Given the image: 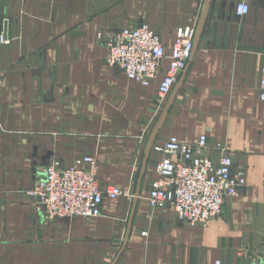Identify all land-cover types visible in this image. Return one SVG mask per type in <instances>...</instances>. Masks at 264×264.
I'll list each match as a JSON object with an SVG mask.
<instances>
[{
  "label": "crops",
  "instance_id": "crops-1",
  "mask_svg": "<svg viewBox=\"0 0 264 264\" xmlns=\"http://www.w3.org/2000/svg\"><path fill=\"white\" fill-rule=\"evenodd\" d=\"M206 1L0 0V264H261L264 0H249L242 18L240 0L211 1L188 67L161 107L168 60L145 87L107 65L97 38L144 24L169 55L180 29L199 28ZM162 120L153 146L206 136L245 170L247 185L207 227L146 205L160 159L149 144ZM86 156L98 162L102 190L132 198L105 200L96 218L37 216L27 192L51 161L70 168Z\"/></svg>",
  "mask_w": 264,
  "mask_h": 264
},
{
  "label": "built area",
  "instance_id": "built-area-1",
  "mask_svg": "<svg viewBox=\"0 0 264 264\" xmlns=\"http://www.w3.org/2000/svg\"><path fill=\"white\" fill-rule=\"evenodd\" d=\"M249 9V0H240L236 15L242 18ZM196 33L195 26L180 29L169 55L159 36L144 24L105 34L101 32L97 38L106 49L107 65L145 87L160 78L162 65L168 60V68L158 85L157 106L161 107L188 67L195 49ZM258 90L259 98L264 102V67ZM153 149L160 159L156 164V178L150 182L146 205L151 210L170 208L177 220L188 226L207 227L222 215L227 200L236 198L247 185L245 170L234 167L227 146L217 143L211 147L206 136L192 144L169 136ZM98 172V162L90 156L77 160L76 166L70 168L63 167L57 160L51 161L43 178L27 192L34 213L50 221L96 218L102 216L105 200L132 198L129 190L119 187L102 190ZM242 253L240 251V255ZM259 260L264 264V251Z\"/></svg>",
  "mask_w": 264,
  "mask_h": 264
},
{
  "label": "water",
  "instance_id": "water-1",
  "mask_svg": "<svg viewBox=\"0 0 264 264\" xmlns=\"http://www.w3.org/2000/svg\"><path fill=\"white\" fill-rule=\"evenodd\" d=\"M211 1H212V0H207V1H206L205 10H204V12H203L202 20H201V23H200L199 28L197 29V33H196L195 48H196V44L199 42V40H200V38H201V35H202V33H203V30H204V27H205V23H206V19H207L208 10H209V7H210V5H211ZM3 38L5 39L4 36H3ZM194 50H195V49H194ZM175 93L177 94V88H176V90H175ZM175 93H174V94H175ZM176 94H175V96H176ZM174 99H175V97H174ZM170 105H171V102H170ZM170 105H169V106H170ZM168 110H169V107H168V108L166 109V111H165V114H164L165 116L167 115ZM163 121H164V120H162V121L160 122L158 128L156 129V132L154 133V136H153V138H152V140H151V142H150V144H149V149H151L152 146H153V144L155 143V140H156V138H157L158 132L160 131V129H161L162 125H163ZM136 201H137V200L135 199V202H136Z\"/></svg>",
  "mask_w": 264,
  "mask_h": 264
}]
</instances>
